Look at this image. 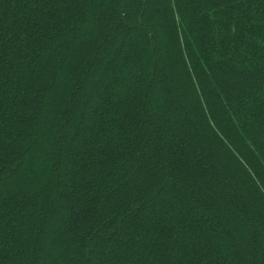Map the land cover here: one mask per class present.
Here are the masks:
<instances>
[{
    "label": "trees",
    "instance_id": "16d2710c",
    "mask_svg": "<svg viewBox=\"0 0 264 264\" xmlns=\"http://www.w3.org/2000/svg\"><path fill=\"white\" fill-rule=\"evenodd\" d=\"M0 264H264V0H0Z\"/></svg>",
    "mask_w": 264,
    "mask_h": 264
}]
</instances>
